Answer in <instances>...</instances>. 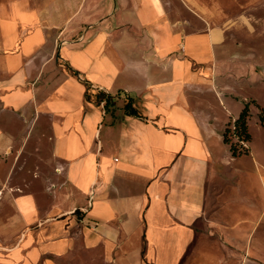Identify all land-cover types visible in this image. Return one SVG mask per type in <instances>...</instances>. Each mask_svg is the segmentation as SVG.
Segmentation results:
<instances>
[{
    "label": "crops",
    "instance_id": "crops-1",
    "mask_svg": "<svg viewBox=\"0 0 264 264\" xmlns=\"http://www.w3.org/2000/svg\"><path fill=\"white\" fill-rule=\"evenodd\" d=\"M233 2L0 0V264H264L263 216L228 208L227 162L251 151L206 100L229 112L217 75L253 19Z\"/></svg>",
    "mask_w": 264,
    "mask_h": 264
},
{
    "label": "rangeland",
    "instance_id": "rangeland-1",
    "mask_svg": "<svg viewBox=\"0 0 264 264\" xmlns=\"http://www.w3.org/2000/svg\"><path fill=\"white\" fill-rule=\"evenodd\" d=\"M195 1L206 9L207 13H204L205 15H212L214 2H216L220 7L222 6L221 8H223V10H221L225 12L223 15L230 12H232V14H236L235 3L233 2L230 4V0ZM244 1L246 2L248 9H251V17H253L250 26L247 25L246 28L237 30L241 40L238 42V46L236 48L238 51L242 52L241 54L244 59L242 61L237 60L233 63L234 70H232L229 75L228 73H225L223 77L217 75L218 81H222L224 79L227 81L226 87L230 95H227L224 98L229 108V112L222 109L214 92L208 91V86L207 94L210 96H207L206 100L212 102L213 104L217 103L218 115L219 117H222L223 120L225 118H231L232 115L238 116L244 104L248 101L250 102L251 114L248 124L251 139L248 142H243L242 145L248 147L251 153L235 157L227 162V164L230 165V177H232V179H230L228 208L231 215H235L240 218L254 219L256 216L262 215L264 219V183L261 179V177L264 178V126L259 120V106L256 104L258 103L264 107V15L263 18L260 17L261 13L264 14V0ZM181 10L192 23L199 20V18L186 9L185 6H182ZM217 11L219 12V10ZM240 25L241 24H236V26ZM212 75H214V78L216 73L209 72L207 77L210 78ZM99 90L100 89L96 86L91 87L90 98L88 101L94 100L98 105H101L102 102L99 104L95 96ZM112 95L114 102L110 104L108 109L105 108L108 111L116 105L117 97L114 94ZM230 127H232V125H230ZM218 133L221 134L220 132ZM228 136L231 139L236 140L231 132H228ZM114 150L115 149L112 151ZM222 150L223 146H219L218 152L220 156H222ZM229 156L230 152L229 149H227V157ZM218 191L219 189H217L212 196L217 194ZM210 204L212 207L216 206V203L213 201L210 202ZM262 226L264 229V220ZM222 243L223 242L220 241L222 246L225 245ZM243 244L244 239L242 237L239 239V250H241ZM227 253L228 251L226 254ZM238 253L240 254V252ZM203 259L206 261L205 263L220 264L218 261L213 260L212 257L210 258L204 256ZM238 262L239 261L236 260L233 261L232 264H238Z\"/></svg>",
    "mask_w": 264,
    "mask_h": 264
},
{
    "label": "trees",
    "instance_id": "trees-1",
    "mask_svg": "<svg viewBox=\"0 0 264 264\" xmlns=\"http://www.w3.org/2000/svg\"><path fill=\"white\" fill-rule=\"evenodd\" d=\"M86 85H87V91H86V99L88 100L90 98V88H91V83L86 80ZM96 98L97 102L100 104L101 102H104V107L106 109L109 108L110 104L114 102L113 100V95L104 91V90H99L96 93ZM259 120L261 124L264 126V107L259 105ZM125 112L128 115L136 116L141 119L146 118L139 109H137L133 105V99L128 98V101L125 104ZM250 102H246L240 111L239 115L237 118H235L232 122L229 123V125L225 128L224 131V141L230 144V150L231 153L235 156L241 155L244 153H248L249 149L248 147L242 145L243 142H248L251 139V133L249 131V124L248 120L250 117ZM232 125V127H230ZM228 132H231V134L236 138V140L231 139L228 136Z\"/></svg>",
    "mask_w": 264,
    "mask_h": 264
}]
</instances>
